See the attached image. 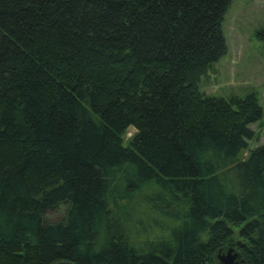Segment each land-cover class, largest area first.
I'll return each instance as SVG.
<instances>
[{
    "label": "trees",
    "instance_id": "obj_1",
    "mask_svg": "<svg viewBox=\"0 0 264 264\" xmlns=\"http://www.w3.org/2000/svg\"><path fill=\"white\" fill-rule=\"evenodd\" d=\"M231 2L0 0V264H264V107L199 90Z\"/></svg>",
    "mask_w": 264,
    "mask_h": 264
},
{
    "label": "rangeland",
    "instance_id": "obj_2",
    "mask_svg": "<svg viewBox=\"0 0 264 264\" xmlns=\"http://www.w3.org/2000/svg\"><path fill=\"white\" fill-rule=\"evenodd\" d=\"M264 26V0H232L222 23L226 52L199 81V90L206 96L244 97L254 93L264 107V42L257 37ZM255 135L248 140L238 158L244 160L249 150L264 142V121L250 126ZM135 129L126 130L127 143ZM64 208L58 207L47 214L48 221L63 217ZM240 252L234 242H227L217 254L210 255L205 264H224L222 258L234 256L232 263L240 264Z\"/></svg>",
    "mask_w": 264,
    "mask_h": 264
},
{
    "label": "water",
    "instance_id": "obj_3",
    "mask_svg": "<svg viewBox=\"0 0 264 264\" xmlns=\"http://www.w3.org/2000/svg\"><path fill=\"white\" fill-rule=\"evenodd\" d=\"M233 258H234V256H232V257H227V258H222V262H223L224 264H233V263H232ZM52 264H74V263H72V262H70V261H57V262H54V263H52Z\"/></svg>",
    "mask_w": 264,
    "mask_h": 264
}]
</instances>
